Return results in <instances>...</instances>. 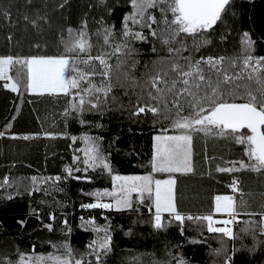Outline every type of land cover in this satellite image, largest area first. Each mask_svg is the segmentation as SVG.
<instances>
[{
  "label": "trees",
  "instance_id": "trees-1",
  "mask_svg": "<svg viewBox=\"0 0 264 264\" xmlns=\"http://www.w3.org/2000/svg\"><path fill=\"white\" fill-rule=\"evenodd\" d=\"M129 5L128 0H0V55H67L85 74L84 87L89 81L98 87L109 83L114 86L103 114L85 112L82 118L90 123L81 124L80 114L70 108L77 90H71L70 95L28 93L23 87L13 92L0 80V132L4 133L0 136V264L5 260L15 263L20 253L65 254L63 247H53L64 243L71 246L77 259L83 257V264H96L95 256L89 255V245L98 235L88 221H94L96 227H107L111 236V251L103 257L104 264H175L173 257L181 256L188 264H224L226 256L232 257L231 264H264V174L217 171L219 167H231V161H247L244 146L231 139L193 132V171L173 176L181 213L205 216L213 209L216 194L234 197L238 216L231 228L235 239L209 233L206 221L188 219L181 234V226L167 213L162 214V222L168 227L156 229L147 193L143 204L134 195L132 208L121 211L81 207L97 199L87 193L111 185L106 171L84 170L83 152L77 151L84 148L79 139L83 135L101 138L99 143L113 173H152L151 135L161 131L162 125L154 123L157 118L151 112L138 116L133 113L148 76L162 67L159 57L168 53L158 49L153 52L148 42L133 41L138 53L126 63H121L125 60L122 54L111 55V71L105 79L104 67L96 59L89 60V53L65 51V44L71 46L80 31L88 33L93 58L100 54L102 35L97 33L104 28H112L116 34L113 43L119 42L123 14ZM244 33L254 42L253 55L264 56V0H232L223 22L208 34L210 42L192 55L195 59L238 57ZM112 51L107 48V52ZM133 59L138 61L134 68ZM14 74L15 70L9 71V75ZM170 83L159 86L166 88ZM189 111L185 107L183 114ZM163 127L180 132L170 127L169 121H164ZM24 136L30 138L25 140ZM72 137L78 138L76 142ZM74 156L80 157L76 163ZM69 167L72 176L79 179L68 175ZM164 174L152 173L154 177ZM233 177L239 180L241 191L234 193L229 186ZM49 224L52 231L46 227ZM193 240L198 242L191 243ZM221 240L227 252L216 255Z\"/></svg>",
  "mask_w": 264,
  "mask_h": 264
},
{
  "label": "snow or ice",
  "instance_id": "snow-or-ice-1",
  "mask_svg": "<svg viewBox=\"0 0 264 264\" xmlns=\"http://www.w3.org/2000/svg\"><path fill=\"white\" fill-rule=\"evenodd\" d=\"M128 2L131 11L123 17L119 42L113 43L116 34L110 27L104 28L102 33H97L103 36L104 45L113 49L111 53L105 51L95 58L91 57L93 45L89 42L86 31H80L79 38L71 46L65 44V51L89 53V60L96 59L104 67L102 75L105 79L109 78L111 71L108 58L113 54H122L125 60L121 63L132 59L139 51L133 47V41H148L144 29H148L149 34L160 43L161 49L167 51L168 56L159 57V64L162 67L154 75H149L146 84L141 88L137 96L136 111L133 113L138 116L151 112L157 118L154 123L162 125L161 134L153 137L150 161L152 173L192 172V133L196 132L231 139L235 144L244 146L243 154L247 161L243 159L231 161L229 162L231 167H219L217 171L235 173L250 170L264 174V56L253 55L254 42L248 33H244L241 38V55L238 57L201 56L200 59H195L192 55L210 42L208 34L215 30L218 23L223 22L232 0H128ZM154 11L159 12V18ZM27 19L25 16V20ZM71 31L70 29L69 32ZM189 38L192 40L191 45L188 44ZM152 51H158L155 44ZM183 52H189L190 55L183 56L181 55ZM137 63L138 61L133 59L132 67L134 68ZM156 63L153 62L154 65ZM11 70H15L14 75H9ZM72 72L77 75L72 76ZM84 76L85 74L77 69L75 61L67 55L15 58L10 55L0 56V80L5 81L4 88L18 92L23 87L28 92L41 95L44 93L70 95L71 90L75 89L77 91L70 104L71 111L80 114L78 118L81 124H88L90 122L82 118L83 113L97 111L103 114V106L107 104V97L112 93L114 86L109 83L98 87L89 81L87 87H84ZM169 80L170 86L166 88L159 86L161 83L169 85ZM101 96L104 97L103 100ZM185 107L190 109L187 114H183ZM164 121H169L170 127L179 130L180 134L166 135L168 128L163 127ZM3 135L4 133L0 132V136ZM29 138L23 137L25 140ZM77 139L72 137L73 142ZM79 139L84 143L83 149H77L83 152L84 170L99 168L107 172L112 182L111 191L104 189L87 195L95 196L98 200L102 197H111L113 201L82 204V208H115L117 211L130 209L132 193L138 194L137 199L141 204L145 202L147 193V198L151 200L150 209H155L153 226L156 229L168 227L162 222V214L168 213L170 220L177 221L181 226V234L184 221L188 219L207 221L209 233H221L228 239L236 238L233 229L228 227L236 222L238 216L236 200L232 195L215 197L214 211L226 214L228 219L214 221L212 215L185 217L177 208L176 180L171 175L168 179H155L152 173L142 176L113 174L99 143L101 138L83 135ZM79 160V156L73 157L74 163ZM66 171L71 178L79 179L72 176L71 167L66 168ZM32 181L35 183L36 178L33 177ZM229 186L234 193L241 191L236 177H233ZM88 223L93 225V231L98 235V239L89 245L92 249L89 255L95 256L96 264H104L103 257L111 251L108 228L96 227L94 221ZM217 223L223 224L224 227L214 226ZM46 227L52 231V225ZM101 232L102 236L99 235ZM261 232L264 233V227L261 228ZM53 247H63L65 254L20 253L15 264H83V257L77 259L69 244ZM226 252L224 241L221 240V248L215 250V254L221 255ZM173 259L175 264H188L182 256ZM231 260V256H226L224 264H231ZM4 264L13 262L5 260Z\"/></svg>",
  "mask_w": 264,
  "mask_h": 264
},
{
  "label": "rangeland",
  "instance_id": "rangeland-1",
  "mask_svg": "<svg viewBox=\"0 0 264 264\" xmlns=\"http://www.w3.org/2000/svg\"><path fill=\"white\" fill-rule=\"evenodd\" d=\"M131 11V6L129 5V8L127 9V11L123 14V17L128 13V12H130ZM154 14L157 16V18H159V12L158 11H154ZM156 27V25L154 24L153 25V28H155ZM144 31V33H145V35H148V43H149V45L153 48V46H154V44H155V46H156V48L158 49V50H161V51H165V52H167L166 50H162L161 49V45H160V43L158 42V41H156L155 40V38H153L150 34H149V30L148 29H144L143 30ZM99 46H100V49H99V53L101 54V53H103V52H105V51H107V46H105L104 45V39H103V36H100L99 37ZM191 43H192V40H191V38H189L188 39V44L189 45H191ZM0 56H3V55H0ZM30 93H32V92H30ZM159 134H161V131H155V132H153L152 133V135H151V145H152V153H153V137L155 136V135H159ZM166 135H177V134H180V132H170V131H167V133H165ZM151 157H152V154H151ZM113 174H117V175H121V176H142V175H147V174H149V172H142V173H139V172H117V173H113ZM171 175V177L172 178H174V176H173V173L172 174H168V173H165V175H164V177H162V178H155V179H168L169 178V176ZM104 189H108L109 191H111V189H112V182H111V185L109 186V188H104ZM104 189H102V190H98V191H103ZM134 195H137V197H138V194L137 193H132V197L134 196ZM102 198H104V199H108L109 201H108V203H112L113 201H112V198L111 197H102ZM101 198V199H102ZM134 198H136V196H134ZM96 200H98V199H96ZM132 201H133V198H132ZM93 203V202H92ZM96 203V202H95ZM102 203H104V202H102ZM106 203V202H105ZM113 209H115V208H113ZM263 209H264V206H263ZM155 210V209H154ZM212 216H214V217H223L222 219H221V221L222 220H225V219H228V217H227V215L225 214H214V215H212ZM262 216H264V213L262 214ZM225 217V218H224ZM222 227H224V225L223 224H220ZM228 227H230V225H228ZM91 244V243H90ZM27 255H31V254H28V253H26ZM19 258V257H18ZM18 258H17V260H18ZM13 264H15V263H13Z\"/></svg>",
  "mask_w": 264,
  "mask_h": 264
},
{
  "label": "crops",
  "instance_id": "crops-1",
  "mask_svg": "<svg viewBox=\"0 0 264 264\" xmlns=\"http://www.w3.org/2000/svg\"><path fill=\"white\" fill-rule=\"evenodd\" d=\"M4 56V55H3ZM5 83V81H3L2 80V84H4ZM28 92V91H27ZM28 93H30V92H28ZM35 94H38V93H35ZM49 94V93H48ZM52 94H56V93H52ZM165 175V174H164ZM164 175H162V176H157L158 178H162V177H164ZM157 177H155V178H157ZM217 195H231V194H216L215 195V197L217 196ZM108 199H99V200H94V201H92L93 203H95V202H106V203H108ZM91 202V203H92ZM214 208H215V201H214V207H213V209L211 210V212H209V213H207L206 215H214V214H223V213H216L215 211H214ZM152 211H153V216L155 215V210H154V208H152ZM168 214V213H167ZM205 215V216H206ZM225 215V214H224ZM213 217V220L214 221H221V219L223 218V217H214V216H212ZM228 217V216H227ZM225 218V217H224ZM207 222V221H206ZM214 226H216V227H222L219 223H217V224H215ZM230 227H231V225H230Z\"/></svg>",
  "mask_w": 264,
  "mask_h": 264
},
{
  "label": "built area",
  "instance_id": "built-area-1",
  "mask_svg": "<svg viewBox=\"0 0 264 264\" xmlns=\"http://www.w3.org/2000/svg\"><path fill=\"white\" fill-rule=\"evenodd\" d=\"M181 214H183L185 217H187V216L198 217L200 215L197 213H189V212H183Z\"/></svg>",
  "mask_w": 264,
  "mask_h": 264
}]
</instances>
